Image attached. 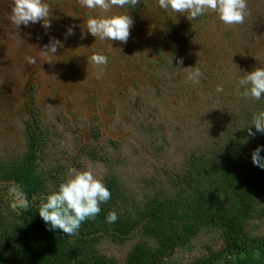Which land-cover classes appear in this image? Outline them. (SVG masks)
<instances>
[{
	"label": "rangeland",
	"instance_id": "rangeland-1",
	"mask_svg": "<svg viewBox=\"0 0 264 264\" xmlns=\"http://www.w3.org/2000/svg\"><path fill=\"white\" fill-rule=\"evenodd\" d=\"M45 2L52 13L48 30L42 22L16 27L8 19L13 0H0V160L25 151L24 124L35 118L45 131L36 149L39 169L56 176L48 193L58 190L70 169L91 170L104 184L109 177L116 180L122 206L131 212V203L139 205L153 191H170L168 175L191 151L220 136L252 99L240 94L238 80L264 67V0H247L248 14L239 25L224 24L214 12L189 20L160 8L158 0L113 8L112 14L127 12L134 21L126 43L88 32L87 19L103 15L101 10L82 7L78 0ZM73 25L74 34L65 39ZM52 37L61 46L49 63L43 50ZM93 54L108 58L101 79L96 78L99 69L88 63ZM27 56L36 63L28 64ZM190 67L204 73L199 84L187 79ZM218 85L223 92L216 91ZM17 193L15 183L0 180L3 216L26 201ZM47 195L35 194L26 202L41 205ZM248 230L263 235L264 220L252 218ZM140 240L145 238L138 230L121 242L102 233L94 247L121 263ZM219 246L217 232L202 227L168 259L185 264Z\"/></svg>",
	"mask_w": 264,
	"mask_h": 264
},
{
	"label": "trees",
	"instance_id": "trees-1",
	"mask_svg": "<svg viewBox=\"0 0 264 264\" xmlns=\"http://www.w3.org/2000/svg\"><path fill=\"white\" fill-rule=\"evenodd\" d=\"M261 111L264 97L252 98L220 136L206 148L191 151L184 165L168 175L170 191H153L139 205L131 203V212L122 206L116 180L107 178L111 198L100 205L94 219L82 222L76 235L51 230L38 213L41 205L21 207L10 217L0 213V264H179L168 256L202 227L217 232L220 246L185 264H217L220 259L218 264H264V234L248 230L252 218L264 220V169L251 161L258 146L264 149V133L249 137L246 130L256 131L250 123ZM24 127L26 149L0 160V180L15 183L27 201L35 194L49 195L48 186L56 176L46 175L36 160L45 131L35 118L27 119ZM113 211L118 218L108 223ZM137 230L145 240L136 241L121 263L94 247L102 233L121 242Z\"/></svg>",
	"mask_w": 264,
	"mask_h": 264
},
{
	"label": "clouds",
	"instance_id": "clouds-1",
	"mask_svg": "<svg viewBox=\"0 0 264 264\" xmlns=\"http://www.w3.org/2000/svg\"><path fill=\"white\" fill-rule=\"evenodd\" d=\"M140 0H78L82 7L94 10L99 9L103 15L91 16L86 21L88 32L100 40H115L126 43L130 37V28L134 21L127 12L112 14L113 8L126 9L127 6L135 7ZM160 8L176 14H185L189 20L197 19L208 12H214L226 25H239L244 23L247 16V0H158ZM52 15L51 7L45 0H13V6L8 19L16 27L28 26L30 23L42 22V27L48 30L51 27L49 17ZM74 25L69 26L64 34L65 39L74 34ZM61 41L55 37L50 38L49 44L44 46V52L49 58V63L57 54ZM28 64H35L36 59L25 57ZM177 64H183V58H176ZM88 63L95 65L99 71L96 78L101 79L108 58L102 54H93L88 57ZM184 69V68H180ZM204 73L199 67H190L187 71V79L194 84H199ZM238 90L245 98L260 100L264 97V67H257L246 73L238 80ZM218 93L223 92V87L218 85ZM255 130L247 128V135L254 137L257 132L264 133V111L254 115L252 122ZM247 124L239 128H244ZM261 147H257L251 153V161L254 165L264 169V156H261ZM16 192V189H13ZM19 195V193H17ZM111 198V193L103 181L97 178L91 170L75 168L69 170L68 178L59 185L57 191L47 195L45 202L41 203L38 213L51 230L60 229L67 235H76L82 222L86 219H94L101 211L100 205ZM21 207L27 208L25 201ZM13 210L16 204L12 205ZM116 212H109L106 220L113 223L117 220Z\"/></svg>",
	"mask_w": 264,
	"mask_h": 264
}]
</instances>
